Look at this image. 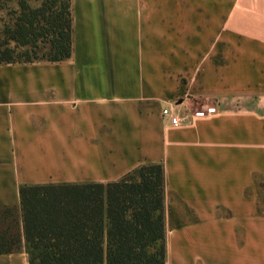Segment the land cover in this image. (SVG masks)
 I'll return each mask as SVG.
<instances>
[{
	"label": "crops",
	"instance_id": "1",
	"mask_svg": "<svg viewBox=\"0 0 264 264\" xmlns=\"http://www.w3.org/2000/svg\"><path fill=\"white\" fill-rule=\"evenodd\" d=\"M70 9L67 61L0 65V206L160 164L165 264H264V0Z\"/></svg>",
	"mask_w": 264,
	"mask_h": 264
},
{
	"label": "trees",
	"instance_id": "2",
	"mask_svg": "<svg viewBox=\"0 0 264 264\" xmlns=\"http://www.w3.org/2000/svg\"><path fill=\"white\" fill-rule=\"evenodd\" d=\"M29 1H18L12 27L4 28L0 65L67 61L70 0H42L38 7ZM20 196L29 264H165L160 164L106 184L24 186ZM18 214L14 206H0V254L20 247Z\"/></svg>",
	"mask_w": 264,
	"mask_h": 264
},
{
	"label": "rangeland",
	"instance_id": "3",
	"mask_svg": "<svg viewBox=\"0 0 264 264\" xmlns=\"http://www.w3.org/2000/svg\"><path fill=\"white\" fill-rule=\"evenodd\" d=\"M18 1L19 0H0V43L6 40L5 39L6 36L4 34V28L12 27L13 22L16 16L18 15ZM61 1L65 2L66 0H61ZM41 2L42 0H30L29 4L31 5V7H38L41 4ZM8 47L13 49L16 47V45L13 42L9 41ZM16 50L17 52H20L22 49L17 47ZM18 215H19L18 216L19 229H20V234H21V243H20V246H21L22 239H24V235H23V225H22L21 213H19ZM1 222H3L2 219L0 220V224ZM5 223L9 224V221H5ZM3 225H4V222L2 223V226H0V229H2Z\"/></svg>",
	"mask_w": 264,
	"mask_h": 264
},
{
	"label": "built area",
	"instance_id": "4",
	"mask_svg": "<svg viewBox=\"0 0 264 264\" xmlns=\"http://www.w3.org/2000/svg\"><path fill=\"white\" fill-rule=\"evenodd\" d=\"M161 114L163 117H166L168 119L170 125H172V126L179 125L178 119L175 116H172L171 110L169 108L162 110ZM208 115L213 116V115H215V113L210 112ZM199 116L203 117L206 115H199Z\"/></svg>",
	"mask_w": 264,
	"mask_h": 264
}]
</instances>
